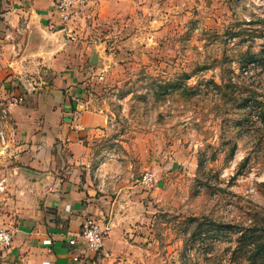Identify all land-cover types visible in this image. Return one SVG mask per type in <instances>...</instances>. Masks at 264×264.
<instances>
[{"label":"rangeland","instance_id":"374dc122","mask_svg":"<svg viewBox=\"0 0 264 264\" xmlns=\"http://www.w3.org/2000/svg\"><path fill=\"white\" fill-rule=\"evenodd\" d=\"M65 23L86 96L109 119L93 159L107 165L122 264H263L264 234L252 232L264 231V0H88ZM2 103L0 92L8 230Z\"/></svg>","mask_w":264,"mask_h":264},{"label":"crops","instance_id":"0c3cea01","mask_svg":"<svg viewBox=\"0 0 264 264\" xmlns=\"http://www.w3.org/2000/svg\"><path fill=\"white\" fill-rule=\"evenodd\" d=\"M65 22L54 0H0V92L4 100L23 97L7 115L16 201L7 228L12 242L0 247V264L123 263L119 228L97 261H73L79 250L69 240L82 221L105 220L115 206L100 181L106 162L96 168L93 159L109 119L86 96L78 44L73 34L66 40Z\"/></svg>","mask_w":264,"mask_h":264},{"label":"built area","instance_id":"2783aa9c","mask_svg":"<svg viewBox=\"0 0 264 264\" xmlns=\"http://www.w3.org/2000/svg\"><path fill=\"white\" fill-rule=\"evenodd\" d=\"M88 0H54V5L56 10L61 14L64 21H67L73 8L77 5L83 4ZM23 97L21 96H11L4 100L2 103V113L3 118L6 119L8 111L22 104ZM2 144L5 143L4 135H1ZM151 178L149 176H144L140 180V184H149ZM5 189V180H0V193ZM112 229V224L110 220H99L89 217L82 221L79 227V231L76 237L69 240V244L72 246H77L79 253L77 256L73 257L74 262H79L81 256L83 258L96 257L102 254L104 248V241L108 238ZM12 242V234L9 230H0V247L9 248Z\"/></svg>","mask_w":264,"mask_h":264},{"label":"trees","instance_id":"16d2710c","mask_svg":"<svg viewBox=\"0 0 264 264\" xmlns=\"http://www.w3.org/2000/svg\"><path fill=\"white\" fill-rule=\"evenodd\" d=\"M259 233H262V235H263L264 231H261L260 229L259 230L253 229L252 235H258ZM259 252H260L261 257H263V259H264V250H261Z\"/></svg>","mask_w":264,"mask_h":264},{"label":"water","instance_id":"95a60500","mask_svg":"<svg viewBox=\"0 0 264 264\" xmlns=\"http://www.w3.org/2000/svg\"><path fill=\"white\" fill-rule=\"evenodd\" d=\"M96 61H97V55L94 54V55L92 56L91 60H90V63H91V64H95ZM112 215H113V212H111V220H110V223H111V224H112V221H113V219H114V218L112 217Z\"/></svg>","mask_w":264,"mask_h":264}]
</instances>
